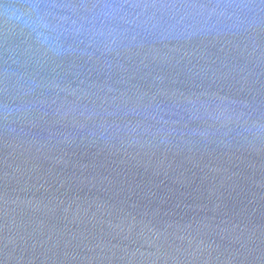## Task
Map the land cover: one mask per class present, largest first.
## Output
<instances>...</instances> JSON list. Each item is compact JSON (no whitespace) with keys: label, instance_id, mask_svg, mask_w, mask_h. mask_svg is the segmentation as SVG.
Listing matches in <instances>:
<instances>
[{"label":"water","instance_id":"95a60500","mask_svg":"<svg viewBox=\"0 0 264 264\" xmlns=\"http://www.w3.org/2000/svg\"><path fill=\"white\" fill-rule=\"evenodd\" d=\"M0 264H264V0H0Z\"/></svg>","mask_w":264,"mask_h":264}]
</instances>
